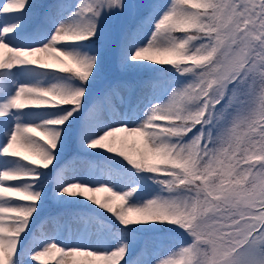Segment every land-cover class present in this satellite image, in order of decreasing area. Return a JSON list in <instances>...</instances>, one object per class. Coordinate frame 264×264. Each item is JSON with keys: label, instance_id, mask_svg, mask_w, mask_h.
<instances>
[{"label": "snow or ice", "instance_id": "1", "mask_svg": "<svg viewBox=\"0 0 264 264\" xmlns=\"http://www.w3.org/2000/svg\"><path fill=\"white\" fill-rule=\"evenodd\" d=\"M53 258L264 264V0L0 2V264Z\"/></svg>", "mask_w": 264, "mask_h": 264}, {"label": "trees", "instance_id": "2", "mask_svg": "<svg viewBox=\"0 0 264 264\" xmlns=\"http://www.w3.org/2000/svg\"><path fill=\"white\" fill-rule=\"evenodd\" d=\"M145 78H147V77L145 76ZM131 80H132V82H135L136 77L131 76ZM71 147L74 149L75 145L73 144V145H71ZM104 195H106V194L100 193V197H103ZM53 208H54V206L51 204V201H49L48 204L46 205V208H45V214H47L48 211L53 210ZM49 264H52V261H50Z\"/></svg>", "mask_w": 264, "mask_h": 264}, {"label": "rangeland", "instance_id": "3", "mask_svg": "<svg viewBox=\"0 0 264 264\" xmlns=\"http://www.w3.org/2000/svg\"><path fill=\"white\" fill-rule=\"evenodd\" d=\"M0 2H2V0H0ZM128 79H130V80H131V76H129V77H128ZM131 81H132V80H131ZM97 195L100 197V193H99V194H97ZM54 259H55V258H53V260H52V264H54Z\"/></svg>", "mask_w": 264, "mask_h": 264}]
</instances>
